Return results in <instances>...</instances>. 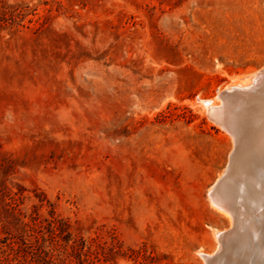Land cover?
Instances as JSON below:
<instances>
[{"label":"rangeland","instance_id":"374dc122","mask_svg":"<svg viewBox=\"0 0 264 264\" xmlns=\"http://www.w3.org/2000/svg\"><path fill=\"white\" fill-rule=\"evenodd\" d=\"M263 67L264 0H0V264L50 209L101 264H205L233 148L207 106Z\"/></svg>","mask_w":264,"mask_h":264},{"label":"bare ground","instance_id":"6f19581e","mask_svg":"<svg viewBox=\"0 0 264 264\" xmlns=\"http://www.w3.org/2000/svg\"><path fill=\"white\" fill-rule=\"evenodd\" d=\"M261 72L262 69L251 73L247 76L250 80L244 79L245 77H243L242 80L238 78L236 81L234 78V82L223 89L230 90L233 87L249 89L258 84L260 89L257 96L246 99L248 100H245L246 102H242V100L237 98L230 105V110H227L228 106L216 94V97L221 100V103L214 102L207 106V110L213 117L220 116L226 111H229L230 119L242 131L251 135L253 141H255V156L252 158L243 157V166L237 171L230 187V198L242 205V232L238 242L242 247L241 252L245 255L247 252L248 255V251L251 249L250 252L252 255H255L257 264H264V79L260 74ZM210 191L211 188L207 192L211 205L231 218L226 208L211 197ZM220 232L222 231H219L218 234Z\"/></svg>","mask_w":264,"mask_h":264},{"label":"water","instance_id":"95a60500","mask_svg":"<svg viewBox=\"0 0 264 264\" xmlns=\"http://www.w3.org/2000/svg\"><path fill=\"white\" fill-rule=\"evenodd\" d=\"M260 74L264 79V67ZM259 89L258 84L249 89L233 87L230 90H222L218 95L228 106L227 110H230V105H232L237 98L244 102L246 99L257 96L259 94ZM225 113L213 118L232 136L233 148L229 154L222 175L211 186L210 195L213 199L221 203L230 213L231 225L218 234V248L213 254L205 255L204 261L205 264H257L255 255H252L250 252L251 249H249L248 255L247 252L246 255L241 252L242 247L238 242L242 232V205L230 198V187L235 179L237 171L243 166V157L252 158L255 156V141H253L251 135L242 131L241 128L230 119L231 116H229V111Z\"/></svg>","mask_w":264,"mask_h":264},{"label":"trees","instance_id":"16d2710c","mask_svg":"<svg viewBox=\"0 0 264 264\" xmlns=\"http://www.w3.org/2000/svg\"><path fill=\"white\" fill-rule=\"evenodd\" d=\"M6 196L8 211L13 215L25 216L19 208L21 194L11 191ZM38 215V212L34 210L33 214H29L28 221L22 220L20 232L14 236L17 238L15 243L18 247L14 248L11 245V250L18 253L22 248L23 255L28 254L34 264H59L52 259L51 252L57 249L55 246L68 244L74 264H101L98 253L102 250L95 249L91 252L90 245H87L82 237L73 236L68 229L67 222L59 218L52 209L48 210V217L45 219L41 220ZM97 247L103 248L100 244H97ZM91 253L95 259H89ZM104 260L106 261L105 258Z\"/></svg>","mask_w":264,"mask_h":264}]
</instances>
